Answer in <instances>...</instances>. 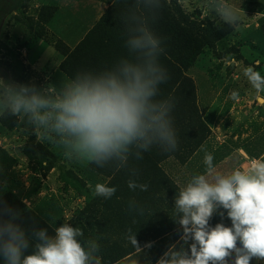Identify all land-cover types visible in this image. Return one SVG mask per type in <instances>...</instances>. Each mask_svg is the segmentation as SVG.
<instances>
[{"label":"rangeland","instance_id":"obj_1","mask_svg":"<svg viewBox=\"0 0 264 264\" xmlns=\"http://www.w3.org/2000/svg\"><path fill=\"white\" fill-rule=\"evenodd\" d=\"M114 1L14 0L0 20V77L39 89L59 88L65 77L77 72L94 71L122 57L133 58L126 47L124 17L134 5L123 0L121 7L102 21ZM174 1L198 27L192 36L198 35L197 30H205L209 39L213 31L224 34L212 47L203 45L199 35L194 42L199 54L182 72L184 80L176 79L173 69L159 59L169 79L159 86L155 99L172 98L174 102L175 152L154 145L142 159L131 156L127 167L118 169L110 162L99 168L68 160L61 148L38 140L17 117H0V202L19 212L16 222L29 236L33 229L46 228L53 234L55 227L70 223L83 230L82 241L94 239L99 243L101 264H149L148 253L154 250L156 243H152L157 238L172 242L182 233L178 223L163 225L162 209L154 205L166 198L154 193H178L191 175L204 172L202 145L216 153L217 162L220 155L235 153L230 169L251 159L241 158L242 154L234 150L250 145V136H246L253 127L250 116H258L253 123L259 126L255 133L264 127V118H259L264 117V93L258 94L243 74L245 68L253 67L264 75V0H234L245 13L239 30L221 24L203 7L202 0ZM165 2L175 14L170 0ZM86 30L82 39L78 37ZM155 30L162 38L163 31ZM74 49L75 53L67 57ZM233 90L239 92L237 101L230 98ZM214 113L219 119L217 125H211L216 133L213 140L222 143L217 151L208 143L213 132L204 121ZM253 143L255 153L260 150L254 158H259L264 153V130ZM130 179L148 184V190L129 189ZM96 183L114 186L115 194L110 199L93 196ZM172 196L169 203L174 206L176 195ZM132 199L144 209L143 215L129 211ZM128 229L136 233L142 252L128 241ZM149 242L152 246L146 248ZM31 251L30 246L26 254ZM158 254L154 252L153 258Z\"/></svg>","mask_w":264,"mask_h":264},{"label":"clouds","instance_id":"obj_2","mask_svg":"<svg viewBox=\"0 0 264 264\" xmlns=\"http://www.w3.org/2000/svg\"><path fill=\"white\" fill-rule=\"evenodd\" d=\"M203 7L221 24L239 30L242 8L234 0H202ZM163 0H134L124 17L126 47L133 58L122 57L102 71H80L65 77L59 88L5 81L0 77V117L15 116L30 127L38 140L62 149L68 160L103 168L110 162L127 167L129 158L139 160L154 145L165 152L178 148L171 115L172 98L155 99L159 86L168 79L159 62L164 52L162 38L153 30ZM251 87L264 93V75L253 67L243 72ZM230 98L239 100L233 90ZM204 172L191 175L174 199V219L182 228L187 250L175 245L157 264H250L264 262V155L251 158L246 166L220 170L214 154L205 146ZM135 175V172H133ZM131 190H148V184L128 181ZM114 186L96 183L93 196L110 199ZM128 209L143 215L135 199ZM223 209L224 211H219ZM224 216L231 226H211L214 214ZM19 212L0 202V257L3 264H101L100 245L82 241L83 230L63 223L49 234L33 229L31 236L16 221ZM128 241L142 252L136 233L128 229ZM189 241L191 243L189 244ZM30 254H26L29 247ZM151 242L145 245L150 248Z\"/></svg>","mask_w":264,"mask_h":264},{"label":"trees","instance_id":"obj_3","mask_svg":"<svg viewBox=\"0 0 264 264\" xmlns=\"http://www.w3.org/2000/svg\"><path fill=\"white\" fill-rule=\"evenodd\" d=\"M130 1L131 4L134 5V0ZM13 2L14 0H0V20ZM122 2L123 0H115L109 10L104 14L102 21L105 20L106 16L111 11L117 10L119 6L121 7ZM170 3H172V10H174L175 14L171 12L169 6L166 4L165 0H163V7L159 13V17L156 22L152 24V27L156 34V27L163 31L162 47L164 48V52L159 59L164 61L166 67L173 69V74L177 76L176 79L184 80L185 76L183 73L192 66L195 57L199 54L194 43L199 35L200 38L204 39L203 45L212 47L213 43L223 38L224 34L221 31H213L211 33V39H209L208 35H204L207 33L205 30H197L198 35L192 36V30H194V28L198 29V27L194 22L190 21L182 14L176 1L170 0ZM83 43H85V40L81 45ZM75 50L76 49L67 53V57L71 54L73 55ZM170 78L174 79L171 74ZM163 180H165L164 182L170 186V181L164 178V176Z\"/></svg>","mask_w":264,"mask_h":264},{"label":"crops","instance_id":"obj_4","mask_svg":"<svg viewBox=\"0 0 264 264\" xmlns=\"http://www.w3.org/2000/svg\"><path fill=\"white\" fill-rule=\"evenodd\" d=\"M80 26V25H79ZM87 30L86 31H83L82 33L83 36L81 37V35H79L78 37H80L81 39L84 37V35L86 34ZM80 39V40H81ZM78 40V42L80 41ZM114 66L113 63H108V64H101L98 66V68L96 69V67L94 68V71L98 72V71H102L106 68H110ZM257 118L258 116H250V123L251 125H253L252 127V130H248V134L246 136H250V138H248V142L250 141V145L247 147H245L244 145H242L241 148H237L236 152H239L240 155H241V158L243 156L246 157V158H254V155L256 153H259L260 150L257 148L256 150V153L255 151L253 150L255 146V144L253 143L255 141V136L259 135L263 130H264V127H262L260 133H255V129L259 128L258 125H254L253 123H256L257 122ZM260 119L264 118L262 116H259ZM219 119V114L217 113H214V115H210L207 117L205 121V123L207 124V126L209 127V129H211V131L213 132L212 135H211V141L209 140V145L212 146V149H214L215 151H217V148L216 147H221L222 146V143H217L216 141L213 140V134H216L214 132V130L211 128L213 125H217V121ZM222 122V121H221ZM259 124V123H258ZM212 125V126H211ZM245 129L248 128V126L245 124ZM258 130V129H257ZM245 136V135H244ZM225 143V141H224ZM252 143V145H251ZM216 145V146H215ZM227 146V145H226ZM264 147V146H263ZM225 145H223V150L225 149ZM212 152V151H211ZM216 153H214V156H215ZM235 153L231 152L230 154H226L224 153V157L223 155H220V158L218 160H220L219 162H217V157H215L214 161H216L217 163L215 164L217 166L218 169L220 170H230V166H233V163H230L231 159L233 158V155ZM264 154V153H263ZM263 154L259 155V156H262ZM223 157V158H222ZM222 158V159H221ZM249 160L247 161H244L241 165H245L247 164ZM156 197H163V198H166V200H158L157 201V204L154 205L155 207H160V209H162V215H163V219L161 217V220H162V223L164 226H169L173 223H177L176 220L174 219V210H173V205H170L169 203V198L170 196L172 195H176L177 193H154ZM173 197V196H172ZM154 207V208H155ZM219 211H224L223 209H220ZM148 219L149 220H152V217H151V214L148 215ZM217 223H223L225 226H231V221L230 219L227 218V215H226V212L224 214L223 217H221V215L219 214V212H217V214H214V216L212 217V219L210 220V224L211 226H215V224ZM182 232V231H181ZM180 232V233H181ZM181 235L182 233L179 235H177V237L173 238L172 242H169L167 240H161L160 238H157L154 243H152L153 245L155 244V248L154 250H152L150 253H148V257L147 259L148 260V263L149 264H157V261L159 260V258L169 249L170 246L172 245H175L177 249H179L181 246H183L186 250L188 248V244H184V242L181 240ZM167 235H165L166 237ZM191 243V241H189V244ZM154 252H157L159 253L157 255L156 258H153L154 257ZM229 264H231V259H230V262ZM250 264H264V262H261V261H257L255 259H253Z\"/></svg>","mask_w":264,"mask_h":264}]
</instances>
